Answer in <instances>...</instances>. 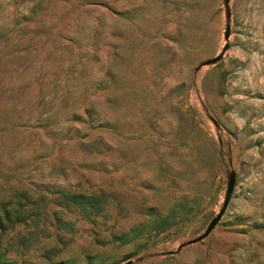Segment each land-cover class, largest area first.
<instances>
[{
	"label": "rangeland",
	"instance_id": "obj_1",
	"mask_svg": "<svg viewBox=\"0 0 264 264\" xmlns=\"http://www.w3.org/2000/svg\"><path fill=\"white\" fill-rule=\"evenodd\" d=\"M0 259L264 264V0H0Z\"/></svg>",
	"mask_w": 264,
	"mask_h": 264
},
{
	"label": "water",
	"instance_id": "obj_2",
	"mask_svg": "<svg viewBox=\"0 0 264 264\" xmlns=\"http://www.w3.org/2000/svg\"><path fill=\"white\" fill-rule=\"evenodd\" d=\"M225 36H227V29L225 31ZM221 56V53L216 55L215 57L211 58V59H208L207 61H205L206 64H210V63H213L215 62L216 60H218ZM231 190V183L229 182L228 185H227V188H226V196H225V199L221 205V208L219 210V212L215 215V217H213L209 222L208 224L206 225L205 227V230L203 231V233L197 237V240L201 239V238H204L209 232L210 230L214 227V225L216 224V222L220 219L221 217V214L222 212L224 211L225 209V206H226V203H227V199H228V195H229V192Z\"/></svg>",
	"mask_w": 264,
	"mask_h": 264
},
{
	"label": "trees",
	"instance_id": "obj_3",
	"mask_svg": "<svg viewBox=\"0 0 264 264\" xmlns=\"http://www.w3.org/2000/svg\"><path fill=\"white\" fill-rule=\"evenodd\" d=\"M3 215L4 217L7 216L6 211L3 212ZM0 263H1V259H0Z\"/></svg>",
	"mask_w": 264,
	"mask_h": 264
}]
</instances>
